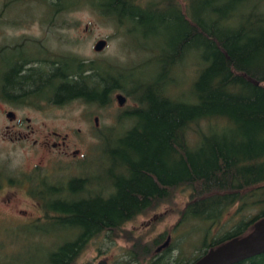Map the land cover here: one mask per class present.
I'll return each instance as SVG.
<instances>
[{"label": "trees", "instance_id": "16d2710c", "mask_svg": "<svg viewBox=\"0 0 264 264\" xmlns=\"http://www.w3.org/2000/svg\"><path fill=\"white\" fill-rule=\"evenodd\" d=\"M2 1L0 18L14 2L46 4L50 16L88 7L121 33L128 22H177L174 41L159 54L157 75L131 89L109 72L117 62L48 52L45 77L47 51L40 40L0 43V98L8 102L36 108L45 100L33 95L46 91L54 104L80 100L103 107L117 91L133 102L100 132V159L92 166L101 163L104 177L56 179L33 172L23 178L43 210L41 222L28 226L62 236L48 243L47 264H73L91 239L119 236L125 223L170 202L176 190H187V199L169 231L149 242L132 240L127 263L190 264L247 235L264 218V0ZM191 55L193 70L185 76ZM174 70L187 89H175ZM3 177L10 179L0 172ZM191 223L200 226L192 232L196 254L189 258L178 242ZM174 249L178 254L167 261ZM235 264H264V253Z\"/></svg>", "mask_w": 264, "mask_h": 264}, {"label": "rangeland", "instance_id": "374dc122", "mask_svg": "<svg viewBox=\"0 0 264 264\" xmlns=\"http://www.w3.org/2000/svg\"><path fill=\"white\" fill-rule=\"evenodd\" d=\"M1 18L0 43L38 39L48 47L51 56L72 53L84 60H107L110 65L117 62V67L111 65L113 68L109 67L108 71L120 75L121 84L127 89L135 82L157 75L162 64L158 62L159 54L174 41L177 31L176 20L171 18L162 22L156 17L147 24L128 22V31L121 33L112 22L88 7L50 16L48 6L35 1L14 2L4 10ZM98 39L106 43L96 52L92 47ZM193 63L191 55L184 63V67L187 66L185 76L191 74ZM172 74L177 80L176 90L188 88L187 81L179 83L181 71L174 70ZM116 94L125 98L121 105L115 99ZM130 105H133L130 98L119 91L112 93L109 103L103 107L71 100L63 104L38 102L36 108L21 106L14 109L0 102V172L10 178L7 180L4 176L6 178L0 180V264H47L48 243L62 238H54L56 234L50 228L48 230L46 223L41 226L48 230L46 234L34 232L35 224L28 226L42 220L43 210L40 199L28 192L29 183L23 178L31 177L33 172L47 177L52 175L56 179L77 177L81 173L104 177L101 163L92 166V159H100V132L112 126L116 114ZM7 110H12L22 123L16 125L14 120H8L4 116ZM52 142H58V146L52 147ZM73 150H77L75 156ZM186 199L187 190H176L170 202L125 223L119 236L112 239L102 234L91 239L73 264H97L99 261L130 264L125 254L130 242L136 239L149 242L156 235L167 233ZM199 226L191 223L181 231L184 242L178 244L189 258L196 254L190 247L196 244L197 238L192 232ZM168 235L169 241L176 243L177 237ZM176 254L178 249L171 251L166 260L172 261Z\"/></svg>", "mask_w": 264, "mask_h": 264}, {"label": "water", "instance_id": "95a60500", "mask_svg": "<svg viewBox=\"0 0 264 264\" xmlns=\"http://www.w3.org/2000/svg\"><path fill=\"white\" fill-rule=\"evenodd\" d=\"M105 40L98 39L93 44V50L98 52L105 46ZM115 99L119 105L124 102V96L116 94ZM168 242V237L155 250L158 251ZM264 253V218L254 224L251 232L235 239L232 238L214 249H210L190 264H235L252 256ZM97 264H105L99 261Z\"/></svg>", "mask_w": 264, "mask_h": 264}, {"label": "flooded vegetation", "instance_id": "af4514ba", "mask_svg": "<svg viewBox=\"0 0 264 264\" xmlns=\"http://www.w3.org/2000/svg\"><path fill=\"white\" fill-rule=\"evenodd\" d=\"M44 47H45V49H46V51H47V53L45 54L46 55V57H45V60H46V62H45V70H44V76L45 77H48V47L47 46H45L44 45ZM26 66H28V65H26ZM29 68V67H28ZM27 73V72H26ZM34 98H38V99H44L45 101H43V102H46V103H48V91H46V92H42V93H40V94H37V93H35L34 95ZM0 102H2V103H4V104H6L7 106H10V107H13L14 109H18L19 107H21L20 105H16V104H13V103H11V102H8V101H6L5 99H3V98H0ZM42 102V101H41ZM29 106V105H28ZM29 107H32V106H29ZM34 108V107H33ZM4 116L8 119V120H14L15 121V123H16V125H19V124H21L22 123V119H20V118H17L16 116H15V113L12 111V110H7V111H5V113H4ZM25 121H27V119H25ZM96 121V118H94V122ZM6 128H7V126H6ZM18 136H20V137H23V136H21V135H18ZM63 139V138H62ZM64 142V139L63 140H61V144ZM51 146L52 147H56V146H58V142H52L51 143ZM64 153V152H63ZM77 154V150H73V152H72V155L73 156H75Z\"/></svg>", "mask_w": 264, "mask_h": 264}]
</instances>
